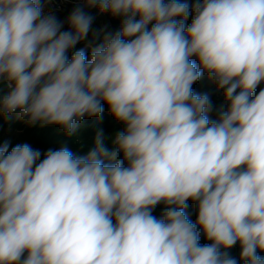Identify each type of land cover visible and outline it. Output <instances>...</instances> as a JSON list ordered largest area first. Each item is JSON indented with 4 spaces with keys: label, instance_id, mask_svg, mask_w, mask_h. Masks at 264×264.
Instances as JSON below:
<instances>
[{
    "label": "clouds",
    "instance_id": "9594fccd",
    "mask_svg": "<svg viewBox=\"0 0 264 264\" xmlns=\"http://www.w3.org/2000/svg\"><path fill=\"white\" fill-rule=\"evenodd\" d=\"M91 9L119 29L69 56ZM261 85L264 0H82L63 22L0 0V116L72 137L107 106L124 126L84 156L0 144V264H264Z\"/></svg>",
    "mask_w": 264,
    "mask_h": 264
},
{
    "label": "rangeland",
    "instance_id": "374dc122",
    "mask_svg": "<svg viewBox=\"0 0 264 264\" xmlns=\"http://www.w3.org/2000/svg\"><path fill=\"white\" fill-rule=\"evenodd\" d=\"M44 0H41L43 2ZM76 2H65L62 4L54 3L50 7L49 11L54 12L60 21H66L72 9L76 6ZM90 13L95 17L92 31H90L87 39L78 43L74 49L69 52L71 56L72 52L84 48L90 41L93 40V33H100L103 31H115L112 24L114 22L118 23L120 26V18H114L107 13H99L97 9H91ZM67 29V24H65V30ZM99 42L98 40L96 41ZM90 52V49H88ZM207 75L202 77L193 85V91L196 93H208L216 108L224 105L222 90H217L216 86L208 80L207 83L202 79H205ZM264 87V85H261ZM7 89H5L6 91ZM259 91V87L257 92ZM211 118H215V112L210 113ZM41 126H29L24 120L16 119L15 115L10 120H6L3 116H0V144L7 143L9 151L12 147L17 144L28 143L33 148L39 149L43 155L48 149L58 150L61 147H68L74 154L78 156H84L89 150L94 146L95 136L98 131L102 130L105 135V146L109 150H113L112 138L114 134L123 130V125L117 122L108 112L107 106L104 108V112L99 117L86 118L83 121L81 128L72 137H68L61 130H54V128L48 129L46 131L40 132ZM46 126H44L45 128ZM51 130V131H50ZM121 156H118L120 159ZM188 208L186 209L191 220L194 219L196 213V205L192 201H188ZM156 210L153 211V215L157 216L164 210L163 204L158 205Z\"/></svg>",
    "mask_w": 264,
    "mask_h": 264
},
{
    "label": "trees",
    "instance_id": "16d2710c",
    "mask_svg": "<svg viewBox=\"0 0 264 264\" xmlns=\"http://www.w3.org/2000/svg\"><path fill=\"white\" fill-rule=\"evenodd\" d=\"M193 2V0H189V3L191 4ZM190 21H191V17L189 18V23H190ZM112 26H113V29L116 31V30H118L119 29V26H118V23L117 22H114L113 24H112ZM78 45V44H77ZM76 45V46H77ZM204 80V82H206L207 83V81L209 80L208 79V77L206 76L205 77V79H202L201 80V82ZM52 128H54V130H58V129H60L58 126H54V125H52V126H46L45 128L44 127H40V132H42L43 133V131H46V130H48V129H51L52 130ZM50 130V131H51ZM49 131V130H48ZM121 158H122V155H121ZM189 206V205H188ZM154 210H156V209H154ZM163 212V211H162ZM161 212V213H162ZM161 213H159L158 215H157V217H159L160 215H161ZM195 219H196V215H195V217H194V219L192 220L193 222L195 221ZM201 244H204V243H210L209 241H206L205 239H204V237H203V235L201 236ZM230 252H231V255H233L234 257H237V259L239 258V252H240V248H239V244H237L236 246H234L231 250H230ZM261 255H264V253H261Z\"/></svg>",
    "mask_w": 264,
    "mask_h": 264
},
{
    "label": "built area",
    "instance_id": "2783aa9c",
    "mask_svg": "<svg viewBox=\"0 0 264 264\" xmlns=\"http://www.w3.org/2000/svg\"><path fill=\"white\" fill-rule=\"evenodd\" d=\"M76 1H82V0H44L42 3L45 4V11L48 12L50 10V7L53 6L54 3L56 4H62L65 2H76Z\"/></svg>",
    "mask_w": 264,
    "mask_h": 264
}]
</instances>
